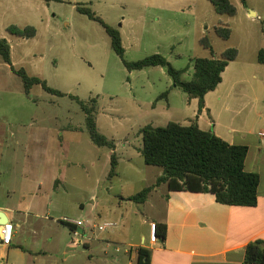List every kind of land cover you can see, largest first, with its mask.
Instances as JSON below:
<instances>
[{"label":"rangeland","instance_id":"rangeland-1","mask_svg":"<svg viewBox=\"0 0 264 264\" xmlns=\"http://www.w3.org/2000/svg\"><path fill=\"white\" fill-rule=\"evenodd\" d=\"M230 1L237 8L235 16L218 14L209 0H0V38L12 47L14 67L65 94H50L41 85L27 93L21 77L0 55V169L3 177L16 171L19 177L46 182L49 168L43 163L57 162L67 192L62 216L90 223L82 243L72 247L68 264H137L142 236L143 247L150 246L151 224L145 220L159 217L162 206L155 197L145 204L122 197L155 185L163 171L145 163L139 151L140 131L146 125L164 127L193 116L188 95L174 87L165 68L128 70L102 24L77 6L90 7L121 32L127 61L162 54L175 69L186 71L181 79L190 81L193 61L210 57L203 39L209 40L217 57L229 46L247 55L261 39L264 0H246L258 11L255 18L248 16L242 0ZM12 25L32 26L36 36H14L8 32ZM220 25L231 29L229 40L218 35ZM165 92L168 95L160 98ZM71 96L85 102L97 99L98 131L117 145L119 157L118 175L110 180L112 151L92 142L86 114ZM239 109L238 121L249 111ZM261 113L253 112L252 119L264 129V104ZM53 201L63 202L57 196ZM108 221L117 227L105 231L94 227ZM89 237L98 240L86 248ZM106 243L111 245L106 248Z\"/></svg>","mask_w":264,"mask_h":264},{"label":"crops","instance_id":"crops-1","mask_svg":"<svg viewBox=\"0 0 264 264\" xmlns=\"http://www.w3.org/2000/svg\"><path fill=\"white\" fill-rule=\"evenodd\" d=\"M246 9L249 17H257V10ZM263 31L247 55L239 50L236 60L229 63L222 82L205 96L204 108L200 111L198 99L188 98L193 116L183 123L174 121L186 126L197 123L230 144L248 146L245 170L260 176L258 203L254 207L229 206L218 203L211 193L170 191L166 183L157 186L148 199L155 197L162 211L145 223L165 224L167 232L162 238L163 227L158 226V239L147 246L151 264H243L248 244L264 241V129L252 119L253 112L262 114L264 104V66L257 61L258 52L264 48ZM241 106L249 111L238 121ZM43 167L49 168L46 182L43 178L19 177L16 171V175L9 172L3 177L0 169V212L13 224L11 243L0 244V264H68L72 255V229L62 221L68 217L62 216L67 206L65 178L55 160L44 162ZM56 196L63 202L55 205ZM97 240L89 237L84 247L90 248ZM141 243L145 246L146 237L142 236Z\"/></svg>","mask_w":264,"mask_h":264},{"label":"trees","instance_id":"trees-1","mask_svg":"<svg viewBox=\"0 0 264 264\" xmlns=\"http://www.w3.org/2000/svg\"><path fill=\"white\" fill-rule=\"evenodd\" d=\"M209 1L218 14L228 16L237 14V8L230 0ZM242 1L246 5V0ZM77 9L90 19L102 24L111 39L114 53L122 59L128 70H143L157 66L165 68L174 87L181 89L189 99H198L200 111L205 106V96L214 91L222 82V74L226 67L230 62L236 60L239 54L238 49L230 48L217 57L209 40L205 38L202 40V44L205 49L210 51V57L196 58L193 61L194 77L190 81H185L181 78L186 71L175 69L162 54H150L135 62L127 61L121 32L107 25L90 7L78 5ZM226 26L220 25L216 30L223 40H229L232 33L228 25ZM8 32L26 39L35 37L37 33L32 26L22 29L15 25L10 26ZM0 55L2 60L10 65L15 75L21 77L27 93H30L34 86L41 85L50 94L65 96L61 91L50 87L45 80L28 75L25 69L17 70L12 64V47L4 38H0ZM257 61L264 66V48L258 52ZM167 95L168 92H165L160 98ZM70 98L76 100L86 114L87 131L92 142L99 147H108L112 150L108 178L109 180L114 178L118 175L119 157L116 152V144L98 131L97 99L85 102L74 96ZM140 132L143 147L139 151L145 163L148 166L162 168L163 174L155 185L144 188L126 200L145 204L150 193L157 186L166 183L170 191L211 193L216 197L218 203L224 205L249 207L257 205L260 176L258 173L245 170L248 146L230 144L215 133L202 130L197 123L186 126L177 122H169L164 127L146 125ZM160 225L163 227L162 238H165L167 227L165 224H156L157 230ZM69 227L75 228L74 226ZM245 251L243 264H264V241L251 242ZM137 264H151V251L146 247L139 248Z\"/></svg>","mask_w":264,"mask_h":264},{"label":"built area","instance_id":"built-area-1","mask_svg":"<svg viewBox=\"0 0 264 264\" xmlns=\"http://www.w3.org/2000/svg\"><path fill=\"white\" fill-rule=\"evenodd\" d=\"M262 136H264V133H262ZM63 223L67 224L68 226H74L75 228L72 229L73 236L75 237L73 244L78 245L82 243V239L84 237L83 235L80 234V228L84 229L85 226H90V223L84 222L82 220H74L68 217H64L62 219ZM95 228H98L100 231H105L107 229L111 228H116L117 224L111 221L105 222L102 225L99 226H94ZM85 230V229H84ZM86 232V231H85ZM157 227L155 223H152L150 226V241L155 243L156 240L158 239L157 237ZM13 239V224L11 223H6L5 225L0 224V240L2 241L3 244L8 245L11 243Z\"/></svg>","mask_w":264,"mask_h":264},{"label":"water","instance_id":"water-1","mask_svg":"<svg viewBox=\"0 0 264 264\" xmlns=\"http://www.w3.org/2000/svg\"><path fill=\"white\" fill-rule=\"evenodd\" d=\"M8 218L6 217L5 213L0 212V224L1 225H5L6 223H8ZM2 243V241L0 240V244Z\"/></svg>","mask_w":264,"mask_h":264}]
</instances>
